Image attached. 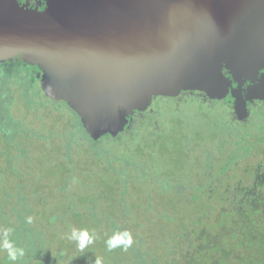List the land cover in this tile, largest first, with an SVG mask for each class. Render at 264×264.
I'll return each mask as SVG.
<instances>
[{
	"label": "water",
	"instance_id": "1",
	"mask_svg": "<svg viewBox=\"0 0 264 264\" xmlns=\"http://www.w3.org/2000/svg\"><path fill=\"white\" fill-rule=\"evenodd\" d=\"M50 2L32 15L0 0V61L38 67L42 92L75 110L92 138L184 89L229 93L238 119L247 115L239 87L264 68V0Z\"/></svg>",
	"mask_w": 264,
	"mask_h": 264
},
{
	"label": "rangeland",
	"instance_id": "2",
	"mask_svg": "<svg viewBox=\"0 0 264 264\" xmlns=\"http://www.w3.org/2000/svg\"><path fill=\"white\" fill-rule=\"evenodd\" d=\"M38 2L39 5L45 2L47 7L51 4L50 0H38ZM16 5L17 7L20 6L18 3H16ZM23 9L30 11L32 15L43 14L46 10H38V8ZM4 60L9 61L10 59ZM23 63L24 65L21 66H18L16 63L8 67L0 66V229L6 227L12 228L13 232L10 235V239L17 247H20L19 242L21 241V236L19 237V235H24L26 230L19 229L15 225L16 221L21 222L23 218H25V225H37L44 234L50 237L45 239L44 235L42 239L44 242L45 240L48 241L46 243L48 247L46 253L49 256L48 260L50 264L53 262L51 258L58 255V253L61 255V259H63L62 264H92L97 258L102 260V264H132L134 250L137 252L136 246L133 247V244L127 249L126 253L128 257L123 258L122 252L119 254L115 251L112 252V250H108L106 245L102 246L96 240L83 251H80L77 242L68 239L72 228L82 230L81 227H75L79 219V217L77 218V216H75V211L84 212L78 205L74 206L72 213H70L71 209L69 210V214L63 223L58 221L49 227L47 224L49 216H44L46 221L43 220V222L38 224L35 217L27 213V211L33 212V210H36L35 208L39 207L35 205L34 207L32 206L33 208L31 209L27 198L30 197V200L34 201L35 204L36 202L43 204V206L48 204L45 191L50 189L55 191L61 185L62 180L59 179L57 182V179L60 174H64L63 168L59 167L62 161H65V166L68 170L74 171V173L83 171L84 173L91 174L90 179L92 177L96 179L103 174L101 171L98 172V166L92 162L93 157L97 156L100 159H105L103 153H106L109 156L107 159L113 161L112 166L117 164L124 173V176L118 177L119 173L108 170L109 175L104 174L106 181H121L124 180L125 176L127 177L125 179L126 182L132 181L133 184H130L131 187L129 189L127 188V191L131 192L133 200L136 202L133 206L134 212L137 203L145 201L142 199L147 197V200H149L147 203L148 210L143 203H139L140 207H142L140 213L141 223L139 225L141 227L149 226L150 229L148 230H153L154 233L156 231L155 229L161 230V228L164 227L163 221L158 222L155 226H153V224H148L155 219L156 215H163L161 210H159L162 204H157L155 200L158 192L160 191L161 193H166L174 197L173 200L170 198L171 201H167L166 207L176 206L180 208L182 202H184L182 199H179L180 194L189 196V185L196 179L195 177H197L200 172V159L208 156V163L210 165L211 159L221 161L223 158H226L227 155L230 154L229 149L235 148L234 142L237 139V135L233 134L235 130L229 131V129L224 128L222 132L217 135L214 132H216L219 126L216 124L215 120H213L212 123H208L207 121L203 122L199 119L198 121L196 118L199 117H195V113L193 114V112L202 102L199 99V101H197V99L191 101L188 93H182L187 90L184 89L180 91L181 93L175 92L168 97L152 100L148 107V113L154 115L159 107L162 110H159L157 115L155 114V125L153 127H151L150 124H145L152 130L150 142L146 139V136L149 137V131L148 133L139 132V140L123 141L119 144L106 143L107 133H104L97 137L101 139L99 143L96 144L97 146H91L88 142L89 146L88 144L86 145L84 141H81V136L83 135L81 129L77 131L72 141V137L70 138L68 133L69 121L72 122L69 117L73 116L74 118L75 116L79 118L77 112L72 110L66 102L62 100H52L47 97L41 90L40 77L38 78V76H36V71H39L42 76L41 70L34 65ZM28 74L33 75L32 79L29 78V81L26 80ZM28 84L31 85V87H27ZM193 90L204 92L198 89ZM185 96L188 99L185 98ZM204 106H208L211 109L212 107L214 108L212 119L217 120V114H223V104L220 101L210 98ZM68 108L72 112L69 111ZM58 113L63 117L59 120V125L60 127L65 126V128L61 129V131H58L56 128L53 130L45 129L47 122L51 123L52 121H56ZM133 114L130 115L129 119V122L132 121V124L137 121L134 119L135 117L133 118ZM253 114L254 110L251 115ZM251 115V118L247 119L245 126L252 124L255 120L258 121L261 119V116ZM137 116H139V114ZM137 118L142 123L148 121L143 115ZM66 120H69L68 123ZM18 121H20V123L22 122L23 128L27 127L29 121L33 123V126L30 125V129L28 124L27 138L23 137L20 131H16V128L19 126ZM59 125L56 124L58 128ZM142 126H144V124ZM49 133L52 134L48 136ZM18 145H21L22 149H19ZM263 152L264 151H259L257 153L258 157L264 158ZM68 155L72 158L71 162L67 161L70 159H67ZM256 157H253L249 165H253V162L256 161ZM121 158L125 159V161ZM209 165H206V169L208 170ZM211 170L214 171V169ZM233 170L234 172L237 171L235 169ZM211 175L212 174L206 170L202 178L206 176L211 177ZM90 179L86 181L88 186H90ZM251 180L250 178L248 182ZM230 181H232L231 177ZM203 182L204 181H201L198 184L202 185ZM66 184L65 188H68V190L71 189V186L73 188V183L70 180H67ZM97 185L98 183L94 184V189L100 194ZM139 186L140 188L136 190V187ZM249 186L248 184H244L240 188L246 191ZM148 188L150 189L149 191H147ZM213 189L214 188H212V190L210 189V191L212 192ZM200 192L201 195L207 198V194H202V190H200ZM53 194L54 196H59L58 192ZM147 195H149L150 199H148ZM204 197H202V200H206ZM25 198L27 202H25V204L29 206V209L28 206L24 208L26 212L20 207L24 203ZM175 198L178 199L176 200ZM257 198L260 199V201H264V193L260 194ZM58 200L59 199H56V201ZM102 202L106 203L102 197H99L96 202V211L101 215H103V213L105 214V208L100 210ZM112 203V209H116V205L114 202ZM92 206L90 208H92ZM51 209L52 207L49 205L48 215H50ZM60 209L61 208L56 209L55 213ZM28 217H32L34 221L28 223ZM210 222L204 226V229H208ZM253 222L254 229L263 230L264 211L259 212L253 218ZM86 223L88 226H84V229L94 231L93 227L95 226L93 223L89 221ZM23 224L24 223H22L21 226ZM158 233L159 232H157V234ZM133 237L135 238V236ZM68 245H70L69 248ZM148 250L152 251L151 246ZM252 254L254 255V259L258 258L261 254L264 255V242L263 245L254 247ZM40 259L36 261L30 260L29 262L24 260V262L21 257L17 261H11L8 259L7 252L0 248V264H40ZM157 264L174 263H171V260H161V262Z\"/></svg>",
	"mask_w": 264,
	"mask_h": 264
},
{
	"label": "trees",
	"instance_id": "3",
	"mask_svg": "<svg viewBox=\"0 0 264 264\" xmlns=\"http://www.w3.org/2000/svg\"><path fill=\"white\" fill-rule=\"evenodd\" d=\"M32 76V74H28L26 80L29 81V78L32 79ZM27 87H31V85L28 84ZM182 93H188L191 101L197 99V101L200 100L202 102L193 112V114L195 113V117H199L196 118L197 120L199 119L203 122L207 121L208 123H212V121L215 120L216 124L219 126L216 132H214L215 134L218 135V133L222 132V129L227 128L229 131L235 130L233 134L237 135V139L234 142L235 148L229 149L230 154L221 161L211 159V164L209 165L208 156L200 159V172L197 177L194 176L196 179L189 185V196L180 194L179 199L184 201L180 208L176 206L166 207L167 201H171L170 198L173 200L174 197L166 193H161L160 191L158 192L155 200L157 204H162L159 210H161L163 215H156L155 219L148 224H153V226H155L158 222L163 221L164 227H162L161 230L155 229L156 231L153 233V230H148L150 229L149 226L141 227L139 225L141 223L140 213L142 209L139 203H143L148 210L147 203L149 200H147V197L143 198L142 200L145 201L138 202L134 212L133 206L136 202L133 200L131 192L127 191V188L129 189L133 184L132 181L126 182V176L124 180L121 181H106L104 174L109 175L108 170L119 173L118 177L124 176V173L117 164L112 166L113 161L107 159L109 156L106 153H103L105 159H100L97 156L93 157L92 162L98 166V172L101 171L103 174L96 179H93V177L90 179L91 174L84 173L83 171L74 173V171L66 168L65 161L60 162L59 167L63 168L64 174L58 176L57 182L59 179L62 180L61 185L55 191H53V189L45 191L48 200L46 206L37 202L35 204L34 201L30 200V197L27 198L31 209L35 205L39 206L35 208L36 210H33V212L27 211V213L35 217L38 224L43 222V220L46 221L44 216H49L47 224L50 227V225L58 221L63 223L69 214V210L71 209L70 213H72L74 206L78 205L84 212L75 211V216L80 219H78L77 226L75 227L84 229V226H88L86 223L87 221L92 222L95 226L93 227L94 231H89V233H95V240L100 245L107 246L106 241L118 231L128 230L135 236V238L133 237V247L136 246L137 252L134 250L132 264H157L160 263L161 260H171V263L174 264H264V255L261 254L258 258L254 259V255L252 254L254 247H259L263 245L264 242V229L256 230L253 228V218L259 212L264 211V201H260V199L257 198L260 194L264 193V158L258 157L257 154L259 151H264V103L256 107H250L247 115L243 119H238L237 113L232 103L230 105L228 98L224 97V100L222 98H211L223 104V114H217L216 120L212 119L214 108L212 107L211 109L208 106H204L205 103L210 100L204 92L187 89ZM161 97L165 98L168 96H153L142 111L135 110L133 112L134 114L132 113L133 118L135 117L134 119L137 121L134 122V124H132V121L129 122L130 114L121 131H118L115 135L110 133L106 134V143L119 144L123 141L139 140L138 136L141 131L147 133L149 131V137L146 136V139L150 142L152 130L145 124H150L151 127H153L155 125V114L157 115L159 110L162 109L159 107L157 112L152 115L148 113V107L152 100L160 99ZM185 98L187 97L185 96ZM68 110L71 111L69 108ZM253 110V115L261 116V119L258 121L255 120L252 124L245 126L247 119L251 118L250 115L253 113ZM138 114L139 116L143 115L146 117L148 121L142 123L137 118L139 117L137 116ZM62 118L61 114L58 113L56 121H52L51 123L47 122L45 129L53 130L56 128L58 131H61V129L65 128V126L60 127L59 125V120ZM69 118L72 122L69 120L66 121L67 123L69 121L68 133L70 138L72 137V141L77 131L81 129L83 131L81 141H84L86 145L90 143L91 146H95L99 143L101 139L92 138L83 128L78 117L74 116L73 118V116H71ZM18 123L19 126L16 128V131H20L22 136L27 138L28 124L30 129V125L33 126V123L29 121L26 128L22 127V122L20 124V121H18ZM56 124L59 125V128ZM143 124L144 126H142ZM51 134L52 133H49L48 136ZM18 147L22 149L21 145H18ZM253 157H256V161L253 162V165H249ZM68 158L70 159L67 160ZM67 159L68 162L72 161L69 155ZM121 159L125 161V159ZM206 165H209V170L206 169ZM211 169H214V171ZM233 169L237 171L234 172ZM206 170L212 175L211 177L206 176L202 178ZM229 176L232 178V181H230ZM249 177L252 179L250 182H248L250 180ZM88 179H90V186L86 184ZM67 180L73 183V188L71 186L69 190L65 188ZM201 181H204L202 185L198 184ZM95 183H98L97 186L99 187L100 194L94 189ZM242 183L250 185L247 188L248 190L243 191L240 188L244 185ZM138 188H140V186L136 187V190H138ZM212 188L214 189L211 192L210 189L212 190ZM149 190L148 188L147 191ZM200 190L203 191L202 194H207V198L201 195ZM56 192L59 193V196H54L53 193ZM147 196L148 199H150L149 195ZM99 197H102L106 201V203L102 202L101 204L102 207L100 210L105 208V214L103 213V215L96 211V202ZM202 197L206 198V200H202ZM56 199L59 200L56 201ZM25 202L26 198L24 199V203L20 206L24 211L26 210L24 208L28 206ZM112 202L116 205V209H112ZM49 205L52 207L50 215L47 214ZM91 206L92 208H90ZM58 208L61 209L55 213V210ZM209 222L208 229H204V226ZM22 223L24 224L21 226ZM15 225L19 229L26 230L24 235H19V237L21 236V241L19 242L20 247L25 251L22 260L29 262L30 260L36 261L41 258L40 264H48V262L50 264L48 260L49 256L46 253L48 249L46 243L48 241L45 240L44 242L42 240L44 235L45 239L50 237L44 234L37 225H25V218H23L21 222L16 221ZM157 232L159 233L157 234ZM22 236L24 241L22 240ZM150 246L152 251L148 250ZM69 247L70 245H68V248ZM113 251L118 254L122 252L123 258L128 257L126 253L127 250L125 251L121 247L115 248L112 252ZM51 259H53L51 264H58V262L59 264L63 263V259H61L59 253ZM92 264H95V262Z\"/></svg>",
	"mask_w": 264,
	"mask_h": 264
},
{
	"label": "clouds",
	"instance_id": "4",
	"mask_svg": "<svg viewBox=\"0 0 264 264\" xmlns=\"http://www.w3.org/2000/svg\"><path fill=\"white\" fill-rule=\"evenodd\" d=\"M28 223H32V217L27 218ZM13 232L12 228L0 229V248L7 252L8 259L11 261H17L19 258L25 255V251L21 247H17L10 239V235ZM68 239L76 241L80 251H83L88 245L92 244L96 239L95 233L90 234L88 230L72 229ZM108 250L121 247L123 250H127L133 244V236L128 230L115 232L107 241ZM95 264H102V260L97 258Z\"/></svg>",
	"mask_w": 264,
	"mask_h": 264
},
{
	"label": "flooded vegetation",
	"instance_id": "5",
	"mask_svg": "<svg viewBox=\"0 0 264 264\" xmlns=\"http://www.w3.org/2000/svg\"><path fill=\"white\" fill-rule=\"evenodd\" d=\"M15 3H18L20 5V6H18L19 8H36V9L38 8V10H40V9L43 10V9L48 8L47 5L45 4V2L41 5H39L38 0H15ZM15 63L18 64V66L24 65L23 61H21L18 56H15L9 61L8 60L0 61V66L8 67L11 64H15ZM36 73H35L36 76H38V78H39L40 72L36 71ZM223 73L226 76H228V73L224 69H223ZM254 78H255L254 81H250L247 78L241 84V87H239L240 93L242 94L241 96L243 99H245V102H246L247 112H248V110H250V107H256L259 104L264 103V68H260L258 70L257 75ZM257 86H259V87H257ZM230 87L236 88L237 83H235V81L231 80V86ZM198 94L201 95L200 93H198ZM259 97H261V98H259ZM225 98H228L230 105H231V103L233 105L232 101L234 99L231 97V95L229 93L225 96ZM0 133H1V129H0Z\"/></svg>",
	"mask_w": 264,
	"mask_h": 264
}]
</instances>
